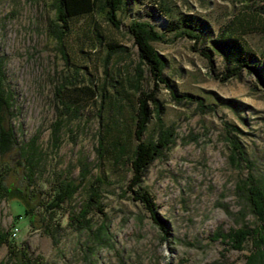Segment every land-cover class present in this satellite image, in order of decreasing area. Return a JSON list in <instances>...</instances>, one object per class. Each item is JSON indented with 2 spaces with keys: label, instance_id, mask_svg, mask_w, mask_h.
Returning <instances> with one entry per match:
<instances>
[{
  "label": "rangeland",
  "instance_id": "374dc122",
  "mask_svg": "<svg viewBox=\"0 0 264 264\" xmlns=\"http://www.w3.org/2000/svg\"><path fill=\"white\" fill-rule=\"evenodd\" d=\"M55 2L0 0V74L11 95L8 119L18 144L32 142L37 163L34 179H26L16 144L6 175L15 186L30 182L35 196L28 204L37 226L28 221L21 194L14 193L0 201L2 228L17 226L12 241L25 244L39 264H208L222 254L228 264H243L250 242L238 250L217 234L257 222L245 183L264 180V84L244 69L222 79L224 60L210 39L237 16H252L243 38L262 60L264 75V0H124L117 10L119 27L100 13L76 16L60 40ZM184 13L203 20V37L165 31L167 15ZM135 19L161 32L151 44L169 79V85L155 87L161 110L154 109L143 139L156 141L171 132L172 141L141 180L164 228L127 188L126 157L98 152L100 138L107 148L114 126L131 123L135 84L143 90L155 86L127 28ZM108 42L121 48L110 52ZM204 50L211 51V62ZM61 100L69 105L65 110ZM127 142V148L135 143ZM59 181L77 188L52 207ZM93 187L103 212L94 206L88 213L92 227L83 228L71 212ZM7 255L8 245H0V264L11 263Z\"/></svg>",
  "mask_w": 264,
  "mask_h": 264
},
{
  "label": "trees",
  "instance_id": "16d2710c",
  "mask_svg": "<svg viewBox=\"0 0 264 264\" xmlns=\"http://www.w3.org/2000/svg\"><path fill=\"white\" fill-rule=\"evenodd\" d=\"M124 0H56V19L58 20V38H62L63 34L69 31L70 21L76 16L100 13L103 14L106 20L114 27H119L121 21L117 17V10ZM165 31H174L180 29L191 37L196 39L203 37L201 34V26L203 20L196 15L184 13L177 18L168 17ZM252 16L239 15L233 21H228L223 24L217 31L214 38L210 39L213 48L218 50L224 60L225 73L221 75L222 79L229 76L240 74L242 69L254 73L264 84V75L262 72V60L257 57L256 52L243 38V34L252 26ZM57 25V24H56ZM128 31L131 33L134 43L137 46V54L139 60L143 61L154 80L155 86L150 90L138 89L135 84L136 94L134 108L131 111L132 121L129 124H124L122 128L115 127V132L109 140V145L103 144V138H100V146L98 147L99 155L102 156L105 151H110L114 158L119 159L124 156L131 169V175L127 182V188L132 192L133 199L139 200L143 206L150 212L151 218L164 228L165 220L161 218L157 211V205L152 195L141 186V180L148 165L157 158L163 151V148L171 142V132L166 135H161L156 141H145L143 134L147 124L151 118L154 109L159 112L161 110L158 98L156 96L155 87L159 83L169 85V79L163 75L162 64L163 58L158 54L156 49L151 44L152 39L159 38L161 32L154 29L153 25L141 19H135L128 24ZM116 42H108V50L115 51L120 47ZM203 54L212 61L211 51L204 50ZM3 76L0 74V201L5 198H10L14 193H20V198L25 202V215L28 221L35 224V213L31 200L35 196L32 188H29L30 182H27L23 187L10 184L6 180L8 168L10 167L9 156L14 145L17 144L19 156L21 158L20 165L25 168V178L28 180L34 179L36 172V162L34 161V146L31 141L25 143H17L13 125L9 121L11 115L10 98L11 95L4 87ZM120 93V90H117ZM64 104V110L68 108V104L61 100ZM62 114V112H61ZM57 123L60 124L58 121ZM110 128L106 131L109 132ZM135 142L132 148H127L126 142ZM127 142V143H128ZM103 147V149H102ZM107 151V152H108ZM244 160L245 156L242 158ZM248 191V204L252 212L257 217L255 225L244 223L239 227H231L226 232H219L217 237H221L222 242L227 246L241 250L247 241L250 242L251 248L245 254L243 264H264V180H248L246 183ZM77 188L76 184L72 186V182L59 181L52 188V196L50 205L58 207L67 198H70L71 193ZM88 199L81 203L76 211H72L80 227L91 229V217L88 213L93 209L103 212L100 200L97 195V188H92ZM96 193V195H95ZM96 197H95V196ZM95 206V208H94ZM17 214L16 216H19ZM39 225V224H38ZM41 225V224H40ZM101 225L97 229L96 235L100 238V232L103 229ZM11 231L3 229L0 223V245H8L7 258L11 259L10 264H39L36 257H32L25 244L16 245L12 241ZM219 259H215L208 264H228L223 259V254Z\"/></svg>",
  "mask_w": 264,
  "mask_h": 264
},
{
  "label": "built area",
  "instance_id": "2783aa9c",
  "mask_svg": "<svg viewBox=\"0 0 264 264\" xmlns=\"http://www.w3.org/2000/svg\"><path fill=\"white\" fill-rule=\"evenodd\" d=\"M17 230H18V227L17 226L12 227L11 234L12 235H16L17 234Z\"/></svg>",
  "mask_w": 264,
  "mask_h": 264
}]
</instances>
